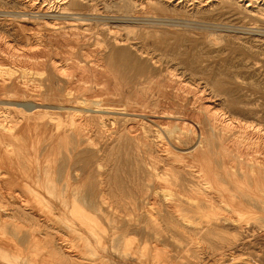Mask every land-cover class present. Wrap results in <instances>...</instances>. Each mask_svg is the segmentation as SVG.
<instances>
[{"label": "bare ground", "instance_id": "6f19581e", "mask_svg": "<svg viewBox=\"0 0 264 264\" xmlns=\"http://www.w3.org/2000/svg\"><path fill=\"white\" fill-rule=\"evenodd\" d=\"M0 2L12 8L0 13V42L7 45L10 54H16L13 50L19 52V46L16 47L13 40L23 39L27 47L20 46V52L24 51L23 54L31 59L36 68L33 70L44 75L47 88L41 93L35 87L32 75H27L30 71L15 75L11 66L0 64L3 76L0 80V264H168L162 262L160 255L163 253L158 248L145 250L140 247L137 250L131 247L133 240L128 238L129 235L125 237L110 231L115 219L110 218V222L109 215L101 211V206L111 199L107 190L112 165L105 162V154L96 157L108 138L106 136L122 145L126 141L143 145L149 152L155 151L162 141L161 131L165 128L151 129L145 120L141 124L138 117L147 118L154 124L153 116L164 119L168 133L164 149L167 152L176 147L185 150L189 157L175 168L168 163L160 171L155 167V159L147 160L141 155L136 162L145 172L141 178L143 191L147 179L153 176L174 183L177 188L165 186L167 193L155 190L153 198L156 201L170 198L175 206L187 204L191 207L177 209V219L196 223L192 230L197 234L203 231L217 234L220 226L233 229L235 235H242L241 238L247 233L255 238L264 237V111L253 107L254 100L245 96L249 84L264 87V71L263 75L249 80L238 66L209 77L204 71L171 65L167 66L165 81L154 80L151 75L163 70L161 55H173L174 52L157 55L137 41L175 28L190 34L205 33L209 45L234 41L264 55V0ZM174 11L182 13L183 18L177 16L178 19H174ZM227 13L238 15L233 17L239 21L244 22L247 17L260 20V24L219 20V14ZM28 25L32 28L30 32ZM89 39L96 40L99 49L93 52L86 48L82 49L81 56L76 54V46L89 44ZM51 45H54L53 49ZM62 46L66 48L59 50ZM115 50L130 62L128 66H124L121 59L118 64L109 58ZM241 63L254 71L256 67L259 70L260 66L264 67L263 62L258 65L246 59ZM100 82L112 85L115 90L165 89V92L175 93L180 101L176 110L168 106L169 109L162 113L154 110L148 113L141 110L140 113L137 109L130 110L128 103L85 94ZM61 86L74 94L53 92L55 87L61 89ZM130 120L139 122L142 129L135 126L132 130L137 122L132 121L129 125ZM164 124L161 125L164 127ZM40 141L46 143L38 146ZM107 159L110 162V158ZM92 166L99 168L98 179H92V175L84 171ZM191 166L195 167L194 171L190 170ZM105 172L106 179L102 176ZM172 210L167 207L166 215H172ZM51 213L57 216L52 225L49 224ZM193 213L206 217L205 221H196L199 216L193 217ZM24 220L29 221L26 229L22 228L26 226ZM151 224L153 229L156 228L157 219L153 217ZM48 227L57 233L48 231ZM175 236L179 237L176 233ZM196 239L201 245V238ZM195 252L197 258L198 251ZM239 256L230 257L229 262L248 264V259L243 262V257Z\"/></svg>", "mask_w": 264, "mask_h": 264}, {"label": "rangeland", "instance_id": "374dc122", "mask_svg": "<svg viewBox=\"0 0 264 264\" xmlns=\"http://www.w3.org/2000/svg\"><path fill=\"white\" fill-rule=\"evenodd\" d=\"M11 9H12L11 7H9V6L7 7V5H3L0 2V13H2L3 10H11ZM179 14L180 13L174 11V19L183 18L184 15L182 13L180 15ZM226 15L229 18H227ZM226 15L219 14V16H220L219 20L228 21L230 23H232V22L233 23H241V22L246 23L247 22V23L252 24V25L253 24L259 25L260 24V20H252V19H248L246 17L245 21L243 22L241 20V18H240L241 21H239L238 18L234 19L233 16H238L236 14L230 15L229 13H227ZM177 16H178V18H177ZM239 17H241V16H239ZM27 28H28V32H30L32 30L30 25H28ZM138 40H139V43H143L142 45L146 50H148L150 52H154L157 55H160L162 53H170V52L173 54V52H174L173 55H170V54L161 55L162 56L161 62H162L163 70L161 71V73H158L156 75H151V76H153L154 80L159 79V80L165 81V76L168 75V74H166L168 72L167 66H171V65L172 66L179 65L180 67H184V66L185 67L186 66L191 67L198 72L204 71L205 74L209 77H214V75L218 74L219 71L229 72L230 70L237 69V66L239 67L240 71L243 74H245V76H247V78L249 80L257 78L258 74L263 75L262 74V71H264L263 66H260V67H262V68H260L261 70H259V68L256 67L257 70L254 71L250 67L242 66L241 62L244 59H246V60H251L253 62L255 61V62H257L258 65H261L262 62L264 64V55H259L256 52H254L251 48L249 49L245 45L239 44L238 42L228 41V42H222L221 44H218V45H209L205 41V33L190 34V33H185L183 31H180V30H176L175 28H174V31H171V32H167V33H163V34H159V35H155V34L152 35L151 34V35L146 36L143 39H137V41ZM141 41H143V42H141ZM95 42H96V40L89 39V44H86V45L78 44L75 48L76 54L81 56L82 52H83L82 49L85 50L86 48H90L91 51L96 52L97 49H99V46L95 45L96 44ZM23 43H25V41H23V39L13 40V44H15L16 47L19 46L18 47L19 52H20V46L21 47L26 46ZM69 45L67 47H69L71 49V46H69ZM240 46H243V47H240ZM50 47L53 49L54 45H51ZM64 48H66V46H62L59 50H64ZM56 50H58V49H56ZM15 51H17V50H13V52L16 54H10V52L7 50V45L0 42V64H3L4 66H8V67L11 66L10 69L13 68V69H11V71H13V73L15 75H20L22 73L27 74L30 71L31 73H29L27 75H30V76L32 75L31 79L33 82L35 80V82H34L35 87L39 88L41 93H44L45 90L47 89L46 85L44 84L45 83L44 75L42 73H39V72L33 70V68L34 69H36V68L33 66L31 59L29 57H27L25 54H23L24 51H21L20 53L17 51L20 54V56ZM53 51H55V50H53ZM21 53L24 56H22ZM11 56H13V57H11ZM14 58H17V60ZM109 58H111L113 61H116V63H118V64H119V61L121 59L124 66H128V64H130V62L127 61L125 58H121V54H119L116 50L110 54ZM25 60H29V62L25 61ZM14 61H15V63H14ZM171 62L172 63L174 62V63L172 64ZM27 63H29L30 65ZM21 64H23V65L21 66ZM25 65L27 67H29V69ZM24 67H26V68L24 69ZM25 70L28 72H26ZM32 70H33V72H32ZM35 72H36V74H35ZM131 72H133V71H131ZM3 75H5V74H3ZM1 76H2V74H0V80L3 79V76L2 77ZM5 76H8V75H5ZM221 77L225 78L224 75H222ZM141 78H143V76ZM143 80H145V79H143ZM103 81H105V80H103ZM100 84H99V86L92 87L90 90L85 92V94H87L90 97H92V95L94 96L95 94H97L96 96H94L92 98H97L99 96L98 99L108 98L111 101L115 100L117 103H121V102L122 103H128L126 105L129 109L131 108L130 110L137 109V111H140V113L145 112V111H146V113H148L149 111L152 112L153 110L156 113H162V112L166 111V109H169V107L173 108L172 110H176L175 107L177 106V104L180 101L179 97L177 95H175V93L170 94L168 92H165L164 88H163L164 90H148V91L147 90H145V91L140 90V91L136 92V91H129V90H115V89H113L112 85L106 86V84H104L103 82H100ZM40 88H42V89H40ZM110 88H111V90H110ZM0 89H1V85H0ZM98 90H99V92H98ZM101 91H102V93H101ZM245 91H246L245 96H248L249 99L251 98L254 100L253 101V104H254L253 107L261 109L264 111V87L261 85L258 86V85L249 84L245 88ZM53 92H55L57 95H63V94L68 93V96H69V95L74 94L73 93L74 91H68L66 87L64 89V87H62V86H61V89L55 87L53 89ZM71 92H72V94H71ZM165 93H167V94H165ZM128 98L130 100H128ZM166 99H168V100H166ZM169 99H170V101H169ZM50 101H52V100H50ZM140 102H142L143 104L140 105ZM160 103H162V105ZM163 106L164 107L167 106V107L164 108ZM138 109H140V110H138ZM141 110H142V112H141ZM152 118L156 121L155 124L158 123L159 126H156L158 124L155 125L151 121L147 120V118L138 117L137 119L139 122L141 121L140 122L141 124L145 120L144 123H149L151 129L160 128V127L162 129H164V128L166 129L167 124H166V121L164 119H161L157 116H153ZM142 119H143V121H142ZM132 121L133 120H130V122L128 121V124L130 123L129 125H131L133 122H135V123L137 122L136 120L133 122ZM139 122H137L136 125L132 126L131 129L133 130L134 127L136 126V127H138L137 128L138 130H139V128L141 130L142 129L141 124H139ZM160 123L161 124L165 123L164 127ZM165 129L161 131L163 133L162 141H159V143H158L159 146L157 145L156 146L157 148H155V151H153V152L146 151V148L143 145L137 146V145L132 144L131 142H127V141L124 142L123 145L117 143L116 141L115 142L113 141L114 142V144H113L111 136L110 137L106 136L108 138L105 139L106 141L102 144V149L100 150V152L98 154H96L97 158L100 154H105L106 155L105 162L108 163L109 166L112 165L111 169H109L110 172L108 171L109 172L108 176L110 177V179H109L110 180V187L107 190L108 193L111 195V199L109 200L108 203L103 204L101 206V208H102L101 211L107 213L109 215V219L113 218V217L115 219L114 221L112 220L113 222H111V219H110V222L113 224V226H112V224H110L112 227H109V228H111L109 230L112 232H115L117 234L118 233L123 234V235H125V237L127 235H129L128 238H131V240H133L135 242L134 243L133 241H131V243H132L131 247L133 246L137 250H138V248L144 249V247L146 248L145 250H153L155 248H158V250L163 253V255H160L161 259L163 257L162 262L165 261L164 263H168V264H227V263L231 264L232 262L231 263L229 262L230 257H233V256L238 257L239 255H240L239 257L241 259L243 257V259H242L243 262H245L248 259L246 261V262H248V261L250 262V263L248 262V264H251L252 263L251 261H253L252 264H261V263L264 264V251H263L264 250V237L255 238L251 234L247 233L243 236V238H241L242 235H235L236 233L233 229L231 230V228L228 229V228H223L220 226L217 227V232H218L217 234L207 233L205 231H203L204 233L200 232V234H197L192 230L194 227L193 225H195L196 223L191 222V223H193V224H191L190 221L177 219V217H178L177 212H179V211H177V209L181 210L182 206H183L182 208H185V209L187 207L191 209V207H189L187 204H183V205L181 204L180 206H175V204L173 202L174 200L170 199V198H168V200H167V198H165L166 200L162 199V200H158V201H156L153 198L154 194H155L154 193L155 190L158 192L160 191L161 193H167L168 192L167 188H174V189L177 188V186L174 183H172V184L168 183L163 177L153 176V177L147 179L148 185L146 184V188L144 189V191L142 190V188H143L142 179H143V176L145 175V172L142 171V169L140 167H138V165H137L138 162H136L139 158H141V155L144 156L147 160L148 159L149 160L155 159V161H156L155 167H158L160 171L161 170L163 171L164 166H166L168 163H172L174 165V168H175L176 166H178V163L180 164V161L189 158L188 153H186L185 150H178L176 147L172 148L173 151H167L166 152V149H164V148L167 147V145L165 146V144H167V142H168V136H167L168 133L165 132L166 131ZM163 140H164V142H163ZM45 143H46V141H40L38 143V146L39 145L42 146ZM129 143L131 145L130 147H128ZM111 144H113V145H111ZM30 150L33 151L32 148ZM109 151H111V153ZM162 152H164V154ZM107 157L110 158V162L108 161ZM150 157H152V158H150ZM160 162H161V164H160ZM106 163H104L103 168H105ZM158 164H159V166H157ZM115 165H116V167H115ZM189 168L192 171L195 170L194 166H191ZM84 171L89 172L92 175V177H91L92 179H96V178L98 179V177H99V174H98L99 168H97L96 166H92L88 170H84ZM105 171H107V170H105ZM127 174H128V176H127ZM102 176H103V178L106 179V172L103 173ZM141 183H142V185H141ZM155 186L159 190H157L155 188ZM162 186H164V187L167 186V188L166 187L164 188ZM147 187H149L148 188L149 190L147 189ZM153 189H154V191H153ZM146 198H147V200H146ZM144 200H146V201H144ZM150 203H152V206ZM146 204H150V205L148 206ZM163 204H164V206H163ZM109 205H110V208H109ZM150 207L151 208L153 207V208L151 209ZM163 207H165V208H163ZM167 207H171L173 209L172 215H166L165 212L167 210ZM154 208H156V209L154 210ZM145 210L147 213L145 212ZM152 210H154V211H152ZM162 210H163V212H162ZM2 212H3V210H2ZM157 212L158 213L160 212V213L158 215H156ZM149 213L150 214L153 213V214L150 215ZM161 213L163 216L165 215L164 216L165 218H163ZM129 214H131L130 217H129ZM191 214H192V212H191ZM159 215H160V217L162 216V218H160ZM195 215H198V214L193 213V217H196ZM49 216H50V220H49L50 223L49 224L52 225L55 222V220H57L56 219L57 216H55V214H52V213ZM125 216H127V217H125ZM172 216L174 217V219ZM153 217H154V219H157V222H158V226H156V228H154L155 230L151 226L152 225L151 219ZM201 219L203 221H205L206 217L199 216L198 218H195L196 221L201 220ZM23 222L26 226H23L22 228L23 229L28 228L29 221L24 220ZM146 222H147V224H146ZM171 222L173 224H171ZM181 223H183V224H181ZM164 224L168 227L164 226ZM216 224L219 225L218 223H216ZM141 225H143V226H141ZM141 227H143V228H141ZM47 230L52 232L53 234L57 233L51 227H48ZM192 232H193V235H192ZM175 233H176V235H179V237L175 236ZM155 234L157 236H155ZM151 235H152V238L150 237ZM68 236H72V235H67V237ZM195 236L197 238L198 237L201 238L200 239L201 245L198 244V242L200 243V241L197 240ZM193 238H194V240H193ZM202 238L204 240H202ZM245 238H247V239L245 240ZM137 242H138V244H137ZM238 242H241V243L238 244ZM247 242L249 243V245ZM156 243L158 246L156 245ZM202 243H204V244H202ZM235 243L237 244V246L234 245ZM140 244H142V245L145 244V245L142 246ZM205 244H207V245H205ZM136 245H138V246H136ZM146 245H148V246H146ZM213 246H214V248H213ZM196 250L198 251V257L199 258L198 257L196 258V256H194L196 253L195 252ZM218 250H220L222 252H220ZM238 250H240V251H238ZM192 253H193V255H192ZM213 253H215V255ZM226 253H228V254H226ZM218 256H220L221 258ZM223 257H224V259H222ZM226 257L229 259H227ZM161 259L159 261H161ZM244 259H246V260H244ZM198 260H200V261H198ZM166 261H168V262H166ZM89 263H91V262H87L86 264H89ZM93 264H95V263H93ZM243 264H245V263H243Z\"/></svg>", "mask_w": 264, "mask_h": 264}]
</instances>
